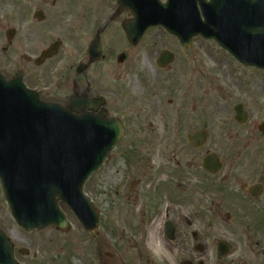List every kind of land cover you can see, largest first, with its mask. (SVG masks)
<instances>
[{
    "label": "flooded vegetation",
    "instance_id": "flooded-vegetation-1",
    "mask_svg": "<svg viewBox=\"0 0 264 264\" xmlns=\"http://www.w3.org/2000/svg\"><path fill=\"white\" fill-rule=\"evenodd\" d=\"M10 18L11 40L3 50L27 53L22 56L24 80L41 99L66 103L64 88L72 79L68 101L77 97L95 101V106L99 102L88 111L122 120L118 145L124 142L130 164L147 160L143 148H164L158 154L154 194H141L142 181L134 180L131 190L122 194L120 225L112 216L115 208L110 205L103 212L90 195L99 224L87 232L88 255L31 254L13 240L16 264H264V133L259 148L256 142L243 141L250 128H235L216 138L209 132L199 145L190 141V134L208 129L201 81L193 84L185 78V51L191 47L176 38L184 57L174 54L171 64L158 68L159 52L157 73L142 72L150 66L138 52L149 53L152 47L146 37L137 44L129 40L123 24L132 13L118 0H14ZM54 44L57 53L45 57ZM69 69H74L73 77ZM165 90L172 95L166 105L161 101ZM136 95L142 105L137 109L132 105ZM143 117L161 119L160 143L157 133H144ZM136 119L139 126L129 125ZM256 128L248 131L251 140ZM142 135L149 141H142ZM60 206L63 210V203ZM0 227L11 238L12 228L21 230L19 238L25 243L28 238L34 242L35 234L46 236L44 244L64 249L62 234L67 231L56 225L28 231L1 205Z\"/></svg>",
    "mask_w": 264,
    "mask_h": 264
},
{
    "label": "water",
    "instance_id": "water-1",
    "mask_svg": "<svg viewBox=\"0 0 264 264\" xmlns=\"http://www.w3.org/2000/svg\"><path fill=\"white\" fill-rule=\"evenodd\" d=\"M119 1L135 15L125 24L134 42L160 24L185 45L201 34L214 38L241 62L264 68V0ZM86 107L91 103L75 98L67 107L43 102L24 86L20 75L6 80L0 73V181L22 226L62 224L59 197L91 228V206L83 186L122 130L117 120L94 116ZM236 110L243 122L247 115L242 106ZM12 263V245L0 230V264Z\"/></svg>",
    "mask_w": 264,
    "mask_h": 264
},
{
    "label": "rangeland",
    "instance_id": "rangeland-1",
    "mask_svg": "<svg viewBox=\"0 0 264 264\" xmlns=\"http://www.w3.org/2000/svg\"><path fill=\"white\" fill-rule=\"evenodd\" d=\"M13 1L0 0V68L8 77H12L19 71L25 73L26 70V63L22 58V56L27 54L23 52L24 50L16 51L15 53L10 50H3L4 47L8 46L6 30L12 25L10 4ZM146 39L150 42L152 49L148 51L149 53H144L145 50L140 49L138 56H143L142 62L150 66L142 70L144 73L147 72V75L157 73L154 66L155 58L163 48L172 51L176 57H184V50L176 42V38L167 33L162 27L158 26L149 29ZM149 63H153V66ZM175 64L177 65V61ZM183 68L187 81L189 80L193 84L197 82L196 80L201 81L202 98L207 103L205 122L211 135L216 138L221 137L220 134L225 136V133L236 130L235 128H250L247 131L245 130L247 136L244 137L243 135V141L247 143L256 142L258 148L261 147L264 136L261 138L259 128H256L258 132L253 140H251L248 131L251 132L253 127H257V124L259 126L264 121V70L239 63L232 55L221 48L215 40H206L201 36L194 37L191 48L189 50L186 49ZM48 70H44V72ZM67 73L73 77L74 69H69ZM64 82L66 83L65 80ZM71 82L72 79L69 80L64 88L66 103L72 94V88L69 87ZM82 82H84L83 79ZM167 86H170V83L165 88ZM165 91L166 93L162 96L163 100L161 101L166 105L172 95L168 90ZM130 96L131 93L127 92V100H130ZM135 98L132 105L137 109L142 105H139L141 104L139 95H136ZM239 103L244 106L248 113V119L245 124H240L234 118L236 114L235 106ZM160 121V118L155 119L153 117L140 119L142 126L147 128L144 133L150 131L157 133L160 136L159 143L162 141L163 136L160 129ZM138 123L139 119H136L135 124L129 123V125L139 126ZM137 137L139 140V136ZM146 138L147 135L140 136L142 141H149ZM155 141H158V139L152 140V142ZM183 141L186 143L185 137ZM125 148L127 147H124V142L119 144L111 152L105 164L88 179L84 188L87 195L90 194L96 197V201L103 209V212L109 211L110 205L115 208L112 216L114 221L116 220L117 225H120L121 222L122 194H127V191L131 190L134 180L142 181V184L138 187V191L141 194H154L158 183L155 168L161 162V157L158 154L159 152H164L163 147L151 150L150 148L149 150L148 148H143L142 152L147 160H140L130 164L128 161L130 152H127ZM1 194L0 188V201H2ZM2 204L6 207L3 201ZM66 211L69 212L67 208ZM71 220V227L68 228L66 234H62L64 237L62 247L64 249H61V245H54V243L44 244L43 241H48L46 236L35 234L32 235L35 237L34 242L31 243L32 240L27 237L28 240L25 243L19 238L24 233L17 228H12L14 231L12 239L17 240V245L20 247L30 250L31 254L34 252L43 254L45 252L66 257H74L81 254L88 255V233L83 230L73 215H71ZM117 225L115 224L113 228H117ZM118 236L120 235L118 234ZM117 242L120 243V239L117 238Z\"/></svg>",
    "mask_w": 264,
    "mask_h": 264
}]
</instances>
